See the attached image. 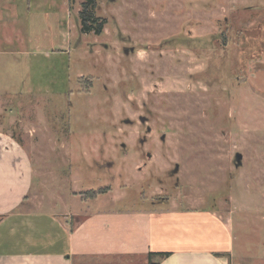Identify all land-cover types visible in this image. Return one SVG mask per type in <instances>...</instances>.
<instances>
[{
	"label": "rangeland",
	"instance_id": "obj_1",
	"mask_svg": "<svg viewBox=\"0 0 264 264\" xmlns=\"http://www.w3.org/2000/svg\"><path fill=\"white\" fill-rule=\"evenodd\" d=\"M81 2L0 0V142L51 206L212 209L263 253L264 0H98L100 35Z\"/></svg>",
	"mask_w": 264,
	"mask_h": 264
},
{
	"label": "crops",
	"instance_id": "obj_2",
	"mask_svg": "<svg viewBox=\"0 0 264 264\" xmlns=\"http://www.w3.org/2000/svg\"><path fill=\"white\" fill-rule=\"evenodd\" d=\"M35 175L0 142V264H150V253H169L156 264H264V249L212 209L130 208L109 191L51 206Z\"/></svg>",
	"mask_w": 264,
	"mask_h": 264
},
{
	"label": "trees",
	"instance_id": "obj_3",
	"mask_svg": "<svg viewBox=\"0 0 264 264\" xmlns=\"http://www.w3.org/2000/svg\"><path fill=\"white\" fill-rule=\"evenodd\" d=\"M98 0H82L80 3V11L78 14L79 24H80V32L82 34H90L94 33L96 35H100L103 32L104 26L107 23L105 18H101L96 16V10L98 7ZM71 2V0H70ZM224 36V35H223ZM223 45L226 44V37H223ZM110 188L101 189L96 192H92L87 197L95 198L99 194L106 193ZM169 253H150L149 254V262L150 264H156L152 261L153 257H158L160 259L168 256Z\"/></svg>",
	"mask_w": 264,
	"mask_h": 264
},
{
	"label": "water",
	"instance_id": "obj_4",
	"mask_svg": "<svg viewBox=\"0 0 264 264\" xmlns=\"http://www.w3.org/2000/svg\"><path fill=\"white\" fill-rule=\"evenodd\" d=\"M140 120H141L142 123H145V122H146V118H145V117H140ZM148 130L150 131V129H148ZM241 157H242V156L239 154V155L237 156L238 160H240Z\"/></svg>",
	"mask_w": 264,
	"mask_h": 264
}]
</instances>
